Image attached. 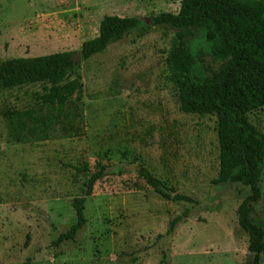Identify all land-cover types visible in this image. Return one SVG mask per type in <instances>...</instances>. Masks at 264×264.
Segmentation results:
<instances>
[{
  "label": "rangeland",
  "instance_id": "1",
  "mask_svg": "<svg viewBox=\"0 0 264 264\" xmlns=\"http://www.w3.org/2000/svg\"><path fill=\"white\" fill-rule=\"evenodd\" d=\"M180 1L0 0V61L75 54L98 34L104 15L139 20L75 62L70 75L81 87L61 115L35 100L41 83L0 89V264H253L236 214L250 189L215 181L216 118L180 110L167 68L175 30L152 23L159 12L177 13ZM206 63L214 65L208 55ZM13 109L52 122L44 131L25 128L18 139L6 117ZM247 118L264 134V105ZM99 163L136 166L99 178L84 202V225L54 245L75 221L71 201ZM140 167L196 202L160 195L138 176ZM259 186L250 216L264 230V158Z\"/></svg>",
  "mask_w": 264,
  "mask_h": 264
},
{
  "label": "trees",
  "instance_id": "2",
  "mask_svg": "<svg viewBox=\"0 0 264 264\" xmlns=\"http://www.w3.org/2000/svg\"><path fill=\"white\" fill-rule=\"evenodd\" d=\"M152 23L175 30L167 56L169 80L176 88L177 102L184 113L212 115L216 118L218 141V183H241L247 194L236 208L238 225L247 233V249L253 264H260L264 250V230L250 216V204L261 194L259 181L264 158V134L247 114L264 105V0H181L177 13L159 12ZM139 25L136 17L104 15L98 34L80 47L81 59H88L121 39ZM70 51L22 56L0 61V89L27 83H41L34 93L37 102L57 108L62 114L71 97L81 87L78 75L70 72L75 62ZM206 55L214 62L206 63ZM6 117L16 138L25 128L44 131L52 120L30 110H11ZM27 122L35 125L28 126ZM33 126V127H32ZM118 164H98L88 177L84 192L71 206L75 221L60 233L53 244L73 239L84 225V202L94 183L106 174H121ZM147 185L174 201L195 203L191 197L174 193L148 169L137 170ZM188 210L169 221L167 233L187 217Z\"/></svg>",
  "mask_w": 264,
  "mask_h": 264
},
{
  "label": "water",
  "instance_id": "3",
  "mask_svg": "<svg viewBox=\"0 0 264 264\" xmlns=\"http://www.w3.org/2000/svg\"><path fill=\"white\" fill-rule=\"evenodd\" d=\"M146 20H149V18H146ZM74 62L78 61L80 59V54L79 52L75 53L72 55ZM123 170H134L135 169V164L131 163H119L118 164Z\"/></svg>",
  "mask_w": 264,
  "mask_h": 264
}]
</instances>
